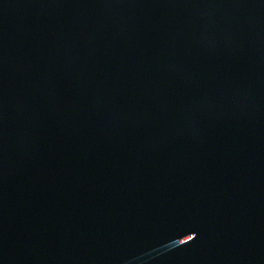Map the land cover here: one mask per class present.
<instances>
[{
    "label": "water",
    "instance_id": "water-1",
    "mask_svg": "<svg viewBox=\"0 0 264 264\" xmlns=\"http://www.w3.org/2000/svg\"><path fill=\"white\" fill-rule=\"evenodd\" d=\"M0 264H264V0H0Z\"/></svg>",
    "mask_w": 264,
    "mask_h": 264
}]
</instances>
